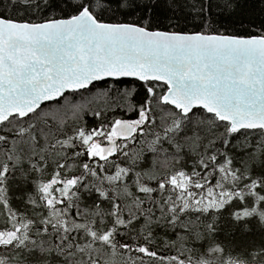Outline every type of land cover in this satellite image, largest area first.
Here are the masks:
<instances>
[{
	"label": "snow or ice",
	"instance_id": "6c2138e0",
	"mask_svg": "<svg viewBox=\"0 0 264 264\" xmlns=\"http://www.w3.org/2000/svg\"><path fill=\"white\" fill-rule=\"evenodd\" d=\"M0 264H264V0H0Z\"/></svg>",
	"mask_w": 264,
	"mask_h": 264
}]
</instances>
